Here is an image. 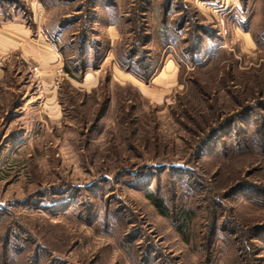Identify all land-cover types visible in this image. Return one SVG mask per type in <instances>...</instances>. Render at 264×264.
<instances>
[{"label":"rangeland","instance_id":"obj_1","mask_svg":"<svg viewBox=\"0 0 264 264\" xmlns=\"http://www.w3.org/2000/svg\"><path fill=\"white\" fill-rule=\"evenodd\" d=\"M10 21L64 74L46 104L1 61L0 264H264V0H0Z\"/></svg>","mask_w":264,"mask_h":264},{"label":"crops","instance_id":"obj_2","mask_svg":"<svg viewBox=\"0 0 264 264\" xmlns=\"http://www.w3.org/2000/svg\"><path fill=\"white\" fill-rule=\"evenodd\" d=\"M113 30L115 31L114 28ZM16 59L22 65H39L47 94L45 103L54 101L57 87L53 85L52 78L56 70L63 69L58 53L39 34H33L24 23L10 21L0 25V79L5 77L7 69L6 64L1 61L16 62Z\"/></svg>","mask_w":264,"mask_h":264},{"label":"built area","instance_id":"obj_3","mask_svg":"<svg viewBox=\"0 0 264 264\" xmlns=\"http://www.w3.org/2000/svg\"><path fill=\"white\" fill-rule=\"evenodd\" d=\"M28 69L31 75L33 76V78L36 80V88L38 90H41V88H43V81H42V72L39 65L37 64L29 65ZM62 74H64L62 69L56 70L55 76L52 78V83L55 87H58L61 81ZM40 95H43L42 92H40Z\"/></svg>","mask_w":264,"mask_h":264},{"label":"trees","instance_id":"obj_4","mask_svg":"<svg viewBox=\"0 0 264 264\" xmlns=\"http://www.w3.org/2000/svg\"><path fill=\"white\" fill-rule=\"evenodd\" d=\"M130 53L132 54V51ZM131 58L133 59V56H129L128 60H132ZM64 69L66 72L73 74L77 68H71L69 65H65ZM146 195L151 199L154 206L157 207L160 210V212L164 214L166 211V208H165V205L163 204V200L161 198L156 197L152 192H147Z\"/></svg>","mask_w":264,"mask_h":264}]
</instances>
